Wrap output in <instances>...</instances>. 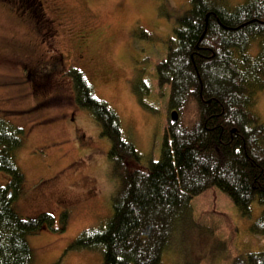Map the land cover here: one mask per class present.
I'll return each instance as SVG.
<instances>
[{
  "label": "rangeland",
  "instance_id": "rangeland-1",
  "mask_svg": "<svg viewBox=\"0 0 264 264\" xmlns=\"http://www.w3.org/2000/svg\"><path fill=\"white\" fill-rule=\"evenodd\" d=\"M40 1L39 11L37 0H0V114L27 135L17 154L26 182L14 208L24 218L48 213L56 219L54 229L28 238L35 264H103L101 252L69 247L84 231L106 228L120 183L110 145L94 118L77 107L67 74L85 73L95 96L119 115L143 165L158 161L174 109L156 70L191 0ZM245 1L225 0L230 9ZM52 66L57 74L45 90L26 77V68L36 76ZM151 73L152 84L139 83ZM255 98L264 125V90ZM5 176L0 173V183H7ZM262 212L254 203L245 218L228 195L206 191L173 219L163 264H234L264 252V237L252 232Z\"/></svg>",
  "mask_w": 264,
  "mask_h": 264
},
{
  "label": "trees",
  "instance_id": "trees-1",
  "mask_svg": "<svg viewBox=\"0 0 264 264\" xmlns=\"http://www.w3.org/2000/svg\"><path fill=\"white\" fill-rule=\"evenodd\" d=\"M167 57L157 69L181 118L168 122L160 159L147 165L85 73L67 74L77 107L94 118L110 145L120 183L106 228L84 231L69 247L101 252L103 264H163L173 219L212 188L245 218L254 203L263 207L252 232L264 237V125L255 113V95L264 90V0L232 9L225 0H191L176 20ZM8 118L0 114V173L7 177L0 183V264H35L28 238L54 229L56 219L48 213L24 218L14 208L26 182L17 154L27 135ZM68 216L62 215L61 232ZM234 264H264V252Z\"/></svg>",
  "mask_w": 264,
  "mask_h": 264
},
{
  "label": "flooded vegetation",
  "instance_id": "flooded-vegetation-1",
  "mask_svg": "<svg viewBox=\"0 0 264 264\" xmlns=\"http://www.w3.org/2000/svg\"><path fill=\"white\" fill-rule=\"evenodd\" d=\"M38 1V5L40 8H42L43 4L41 3L40 0H37ZM170 40V39H169ZM169 40H167L164 44H163V48L164 47H167L169 48ZM166 45V46H165ZM26 77L29 78V80H33L35 79V82L37 83H42V84H39V87L43 90H45V88L47 87V85L51 84L52 80H53V76H56L57 74V70H56V67L52 66L51 68L50 67H43L41 68V72L39 75L36 74V76H34L33 74H35L33 72V70H30L28 68H26ZM148 73V71H146ZM145 73V72H142V74ZM140 75V78L143 76V75ZM151 76H153V74H149L148 76V80L147 79H141L139 83L142 82V84L146 85V86H149V84H152V79ZM156 76H157V79L159 80V85L161 86V81H160V77H159V73H158V69L156 70ZM34 82L33 85H37L36 83ZM166 86V85H165ZM38 87V85H37ZM174 112V110H173Z\"/></svg>",
  "mask_w": 264,
  "mask_h": 264
},
{
  "label": "water",
  "instance_id": "water-1",
  "mask_svg": "<svg viewBox=\"0 0 264 264\" xmlns=\"http://www.w3.org/2000/svg\"><path fill=\"white\" fill-rule=\"evenodd\" d=\"M172 123L176 124L179 120V114L175 111L171 114Z\"/></svg>",
  "mask_w": 264,
  "mask_h": 264
}]
</instances>
